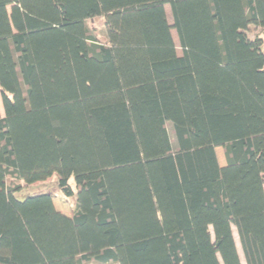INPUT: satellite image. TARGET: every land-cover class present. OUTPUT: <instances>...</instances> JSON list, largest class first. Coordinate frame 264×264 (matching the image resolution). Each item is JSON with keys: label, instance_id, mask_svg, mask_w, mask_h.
<instances>
[{"label": "trees", "instance_id": "16d2710c", "mask_svg": "<svg viewBox=\"0 0 264 264\" xmlns=\"http://www.w3.org/2000/svg\"><path fill=\"white\" fill-rule=\"evenodd\" d=\"M263 47L264 0H0V264H264Z\"/></svg>", "mask_w": 264, "mask_h": 264}, {"label": "rangeland", "instance_id": "374dc122", "mask_svg": "<svg viewBox=\"0 0 264 264\" xmlns=\"http://www.w3.org/2000/svg\"><path fill=\"white\" fill-rule=\"evenodd\" d=\"M164 9H165L167 21H168L169 25H172V18H171V14H170V10H169L168 5H165ZM86 25L89 28V30L95 35L96 39L100 43H102V44L107 43L105 28H104V25L102 23L101 18L88 20L86 22ZM255 33H257V31L249 30V36L252 37ZM171 35H172V39H173V42H174V45L176 48V53L178 56H181V49L179 47V43H178L175 31L172 29H171ZM263 49H264V47H263ZM0 114L3 115L1 102H0ZM167 130H168V134H169V138L171 140V143L174 147V136H173V132H172V126L169 123L167 124ZM215 154H216V158H217L219 166H224L225 160H224L222 149L217 148L215 150ZM69 185L73 191V195L71 197H65V196H63V194L58 189L56 175H52L49 179H47L44 182L35 183L33 185H30V186H25V188L22 190L21 193H19L17 198L22 200L23 198H26L28 196H35V195H39V194H49L53 197V203H54L55 209L57 211H59L60 213H63L67 216H70L73 209H74V203L76 200V190H75V185H74V182L72 179L70 180ZM232 233H233V238L235 241V245L237 248V252H238L241 264H244L240 245H239L238 238H237V235H236L234 228H232ZM88 264H98V263L91 262Z\"/></svg>", "mask_w": 264, "mask_h": 264}]
</instances>
